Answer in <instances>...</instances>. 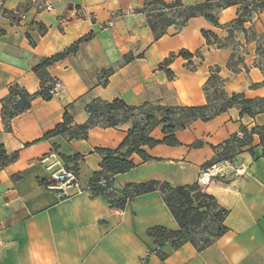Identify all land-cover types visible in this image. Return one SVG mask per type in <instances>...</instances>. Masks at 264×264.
<instances>
[{
	"label": "crops",
	"instance_id": "crops-1",
	"mask_svg": "<svg viewBox=\"0 0 264 264\" xmlns=\"http://www.w3.org/2000/svg\"><path fill=\"white\" fill-rule=\"evenodd\" d=\"M47 1L53 10H39L31 0H6L9 13L0 27V144L8 153L19 152L18 159L0 171V264H264V158L255 159L249 151L240 153L234 163L244 166L245 174L209 189L230 210L227 233L203 251L191 243L176 249L167 242L159 248L149 229L157 225L178 228L159 191L135 196L122 208L91 190L76 193L69 188L72 195L66 197L47 186L52 172L48 166L54 161L51 152L61 157L80 155L79 175L87 185L104 158L97 148L118 147L131 122L117 128L95 126L87 139L45 137L63 121L68 106L75 123L86 122V104L96 97H119L131 105L205 104V84L211 67L216 66L228 93L264 96V69L255 63L257 40L246 43L245 34L238 32L236 40L249 54L241 70L234 72L227 66L234 45L209 47L202 34L203 29L211 30L224 39L228 31L204 16L192 17L179 31L171 26L155 40L146 15L137 11L145 0ZM75 7L83 10L81 17L63 22L75 14ZM236 17L237 7L230 6L220 12L219 21L224 24ZM246 26L263 34L264 11ZM90 33L92 39L83 42L76 53L48 67L49 74L62 81L60 92L49 100L36 97L32 107L14 117L12 129L7 130L2 99L10 86L39 91L42 82L34 66ZM183 49L203 53L202 61L192 58L198 64L195 69L179 55L165 68L161 66ZM130 55L133 59L126 61ZM110 68L113 71L103 75ZM243 125H264V112L251 117L232 107L209 121L197 120L177 131L181 145L149 148L155 159L145 162L135 155L138 165L117 174L112 186L123 190L130 183L150 180L173 185L197 182L203 165L215 156L212 145L240 134ZM153 135L159 138L154 131ZM196 142L202 143L195 146ZM252 144L262 152L258 135Z\"/></svg>",
	"mask_w": 264,
	"mask_h": 264
},
{
	"label": "trees",
	"instance_id": "trees-1",
	"mask_svg": "<svg viewBox=\"0 0 264 264\" xmlns=\"http://www.w3.org/2000/svg\"><path fill=\"white\" fill-rule=\"evenodd\" d=\"M230 6L237 7V17L228 23L222 24L219 21V14L223 9ZM147 17V23L151 28L155 40L168 33V29L174 26L177 31L182 29L189 19L196 16H204L216 27L226 29L228 36L220 38L211 30H202L209 47H229L236 41L238 32L245 34L246 43L257 40V54L264 59V33L258 34L255 30L246 26L248 22L264 11V0H195L187 4L183 0H145L144 5L137 9ZM47 28L44 27L45 31ZM90 33L64 51L53 56L43 58L34 66V71L41 78V89L31 93L19 84L10 86L9 93L2 99V119L7 130H11V121L14 117L30 109L36 97L41 96L46 100L53 97L50 94L51 75L48 67L53 65L72 53H76L83 42L92 39ZM242 46V44H238ZM243 48L245 46L243 45ZM246 50L239 52L234 48L227 66L234 72L241 70L240 63H244ZM188 59V66L195 69L197 64L193 62L194 53L187 50H180L178 54L173 53L166 58L161 66L165 68L176 56ZM203 60V53L197 52ZM133 59V55L127 56L126 61ZM264 69V63L259 64ZM248 71V68H246ZM112 68L104 69L103 75L110 74ZM220 67H211V75L205 84L207 103L202 105H154L146 102L141 105H131L122 98L104 100L93 98L86 104V111L89 118L84 123H75L74 116L68 106L63 116V121L57 124L52 130L45 134V137L63 135L68 140L87 139L90 129L95 126L104 128H117L125 123L131 122V127L123 142L116 148H97V151L104 155L101 169L94 172L87 186L93 195H104L111 204L124 207L135 196L152 191H159L163 200L178 224L177 229H169L165 226H154L148 231L149 236L155 238L159 248L170 242L178 249L185 243L193 244L198 251H203L212 245L217 239L228 232L229 228L226 219L229 209L222 206L217 197L208 192L198 182L173 185L168 181L150 180L142 183H130L123 190L113 188V180L117 174L127 172L135 168L138 163L135 155L141 157L142 161L154 160L148 152L159 144L169 146L181 145L177 137V131L190 127L195 121H209L232 107L241 109V115L255 117L264 112V96L248 98L244 93H228L225 90V80L219 75ZM170 77L173 73L167 70ZM106 79L103 84L106 85ZM216 96L211 97V91ZM217 98H222L219 102ZM160 127L162 138L153 135V131ZM242 136L235 134L221 144L212 145L215 156L206 162L203 167L209 168L213 164L236 158L244 151H249L255 159L264 158V125H255L251 128L243 125ZM260 138L262 152L259 153L253 146L254 136ZM202 142H196L195 146ZM19 157V152L8 153L5 145L0 144V168H5ZM80 155H62L65 163L72 170L79 172L77 162ZM162 257H165L161 250H158Z\"/></svg>",
	"mask_w": 264,
	"mask_h": 264
},
{
	"label": "built area",
	"instance_id": "built-area-1",
	"mask_svg": "<svg viewBox=\"0 0 264 264\" xmlns=\"http://www.w3.org/2000/svg\"><path fill=\"white\" fill-rule=\"evenodd\" d=\"M33 4L37 6L38 9H43L47 11L53 10L52 4H50L47 0H31ZM1 8H0V27H1V21L7 12V6L6 3L1 2ZM79 8H74L73 11H75V14L79 11ZM15 13H18V10L14 11ZM74 14V15H75ZM70 18L62 19L63 22L69 21ZM112 24V22L110 23ZM62 88V84L59 78L53 77L51 80V88H50V94L57 95ZM49 157L53 158V163L48 166V168L52 169L50 178L48 180L47 186L52 189H56L61 191L62 195L69 197L72 194L69 193L67 190L69 188H72L75 190L76 193H82L86 190H89V187L87 185H84L81 181L79 172H76L69 168L67 164L63 161V159L59 156L56 152H51L49 154ZM47 157L43 158V161L46 160ZM3 170L0 168V171Z\"/></svg>",
	"mask_w": 264,
	"mask_h": 264
},
{
	"label": "rangeland",
	"instance_id": "rangeland-1",
	"mask_svg": "<svg viewBox=\"0 0 264 264\" xmlns=\"http://www.w3.org/2000/svg\"><path fill=\"white\" fill-rule=\"evenodd\" d=\"M1 2L2 3H6V0H0V8H1ZM193 2H195V0H193ZM35 5V4H34ZM36 6V5H35ZM37 7V6H36ZM75 8H79L80 10L73 15L71 18H77V17H81L82 14V9L80 7H75ZM39 10H43V9H39ZM9 13V10L7 9L6 14H4L3 18ZM13 14L16 15V13L13 11ZM115 16V14L113 15V17ZM12 17V16H11ZM2 18V20H3ZM2 22V21H1ZM111 23V22H110ZM111 25V24H110ZM175 28V27H174ZM237 40L233 43H231L232 45H234V48L238 49V51L241 53L244 51L243 48H241L240 46H238ZM257 48V46H256ZM248 51L247 53L244 55V63H240V67L241 65H245V59L248 55ZM257 54V52H256ZM194 57H197L201 60V58L197 55V53H195ZM264 61L263 57L260 55H258V60L255 61L256 65L262 64V62ZM197 64V63H196ZM198 65V64H197ZM247 65V64H246ZM247 68V66H245V69ZM247 70V69H246ZM53 77H57V76H51V80ZM59 78V77H57ZM222 78V77H221ZM60 79V78H59ZM225 80V79H224ZM61 81V79H60ZM51 83V82H50ZM62 84V81H61ZM212 89L210 91L211 93V97L215 98L216 96L212 93ZM219 102H223L222 98H217ZM154 105H158L160 103H155L152 102ZM154 134L157 135L159 138H162L163 135L161 136V131H160V127L156 128V130H154ZM240 136H242V133L239 134ZM161 136V137H160ZM61 157V156H60ZM62 158V157H61ZM63 159V158H62ZM64 160V159H63ZM235 158L231 159V160H223V161H219L215 164H213L211 167L209 168H202L201 172L199 174V179H198V183L200 184V186L204 187L208 192L211 193V189L212 186L216 185V184H222V183H226L229 182L231 179L235 178V177H239L243 174H245V168L242 165H238L236 163H234ZM65 162V161H64ZM222 164H229L228 166H223ZM4 169V168H2ZM172 184V183H171ZM210 189V190H209ZM213 194V193H212ZM218 199V198H217ZM219 201V200H218ZM220 203V202H219ZM226 208V207H225ZM228 209V208H227ZM229 214H230V210H229ZM229 216V215H228ZM226 222V221H225ZM228 226V225H227ZM230 229V227H228ZM229 231V230H228ZM193 245V244H192Z\"/></svg>",
	"mask_w": 264,
	"mask_h": 264
}]
</instances>
